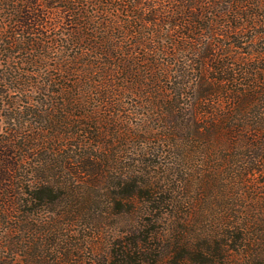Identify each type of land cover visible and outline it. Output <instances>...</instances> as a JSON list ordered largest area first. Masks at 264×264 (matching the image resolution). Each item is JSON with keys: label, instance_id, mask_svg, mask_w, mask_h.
Listing matches in <instances>:
<instances>
[{"label": "trees", "instance_id": "obj_1", "mask_svg": "<svg viewBox=\"0 0 264 264\" xmlns=\"http://www.w3.org/2000/svg\"><path fill=\"white\" fill-rule=\"evenodd\" d=\"M0 264H264V0H0Z\"/></svg>", "mask_w": 264, "mask_h": 264}]
</instances>
